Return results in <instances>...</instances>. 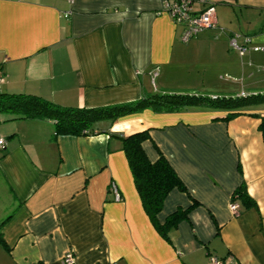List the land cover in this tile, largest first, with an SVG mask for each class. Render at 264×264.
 Listing matches in <instances>:
<instances>
[{"label":"crops","instance_id":"obj_1","mask_svg":"<svg viewBox=\"0 0 264 264\" xmlns=\"http://www.w3.org/2000/svg\"><path fill=\"white\" fill-rule=\"evenodd\" d=\"M205 2L223 32L183 42L165 0H0V92L85 108L155 93L264 92V51L253 49L264 48V24H241L264 19V0H192L191 10ZM226 114L146 108L103 122L107 133L54 137L50 120L0 113V264H63L67 251L74 264H211L210 255L264 264V140L249 115L264 116V105L224 122ZM142 130L147 157L161 153L186 188L166 196L158 222L197 202L168 239L146 214L117 137ZM241 185L255 205L237 200L233 211Z\"/></svg>","mask_w":264,"mask_h":264},{"label":"trees","instance_id":"obj_2","mask_svg":"<svg viewBox=\"0 0 264 264\" xmlns=\"http://www.w3.org/2000/svg\"><path fill=\"white\" fill-rule=\"evenodd\" d=\"M211 96L182 92L155 93L128 102L85 108L61 106L32 94L0 92V113L12 115L16 119L50 120L53 122L54 137L57 135L89 136L107 133L108 129L101 126L103 122H107L109 126L119 119L146 108L174 112L186 108L213 107L227 111L221 119L227 122L249 107L264 105V92L239 96H216L215 99ZM249 115L260 120L258 130L264 140V116ZM117 137L121 140L122 151L126 156L142 206L156 230L168 239L170 229L187 219L190 210L197 205V202L192 199L188 208H177L166 217L163 223H159L157 214L161 211L166 196L174 189L186 192V188L161 153L153 161L147 157L142 144L150 138L148 130ZM237 200L244 207L255 205L246 193L244 185L239 186L232 193L231 202L234 203ZM0 243L4 244L1 233Z\"/></svg>","mask_w":264,"mask_h":264},{"label":"built area","instance_id":"obj_3","mask_svg":"<svg viewBox=\"0 0 264 264\" xmlns=\"http://www.w3.org/2000/svg\"><path fill=\"white\" fill-rule=\"evenodd\" d=\"M191 4L192 0H165L164 10L168 13L174 23L183 27L180 36L183 42H188L190 39L196 37L199 33L203 32L204 30L218 29L215 19V8L213 3L205 2L203 8L197 12H193L191 10ZM238 37L239 35L232 34L229 38V44L232 48L236 49L239 54H243L245 51V46L242 44H238ZM249 41L250 40L248 37H244L243 44H246ZM253 49L264 51V48L259 46H254ZM2 80V74L0 72V85L2 83ZM211 98L215 99L216 96H211ZM4 144L5 139L0 137V150L4 147ZM109 192L115 202H119L121 200L120 192L114 182H110ZM230 208L235 211L237 205L235 203H231ZM209 260L211 264H221L222 262L219 258L214 255H210ZM62 263H75V256L72 251H67L63 255Z\"/></svg>","mask_w":264,"mask_h":264},{"label":"rangeland","instance_id":"obj_4","mask_svg":"<svg viewBox=\"0 0 264 264\" xmlns=\"http://www.w3.org/2000/svg\"><path fill=\"white\" fill-rule=\"evenodd\" d=\"M240 20H241V22H243V19H241L240 18ZM262 20H264V19H262V18H255V20L253 21V22H250V23H241L242 25H243V28L245 29V28H253V29H255V28H258V27H260L262 24H264V21H262ZM250 25V26H249ZM249 26V27H248ZM243 28H241V30L242 31H244L243 30ZM237 31H239V29H237ZM218 32H220V33H222L223 32V30H221L220 28H219V30H218ZM239 35V34H238ZM193 39V38H192ZM192 39H190L189 41H191ZM188 41V42H189ZM211 69V68H210ZM220 77L222 78V79H232V77L233 76H231V75H228V74H225L224 72H221L220 73ZM205 110H213V111H217V110H219V109H216V108H213V107H205L204 108ZM7 115V114H6ZM9 115V114H8Z\"/></svg>","mask_w":264,"mask_h":264}]
</instances>
